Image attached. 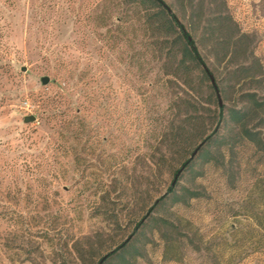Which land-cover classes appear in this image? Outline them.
<instances>
[{"label": "rangeland", "instance_id": "obj_1", "mask_svg": "<svg viewBox=\"0 0 264 264\" xmlns=\"http://www.w3.org/2000/svg\"><path fill=\"white\" fill-rule=\"evenodd\" d=\"M166 1L218 91L125 0H0V264H264V0Z\"/></svg>", "mask_w": 264, "mask_h": 264}, {"label": "trees", "instance_id": "obj_2", "mask_svg": "<svg viewBox=\"0 0 264 264\" xmlns=\"http://www.w3.org/2000/svg\"><path fill=\"white\" fill-rule=\"evenodd\" d=\"M127 3L132 4L134 6L137 13L142 12L141 14V26L145 30H152V32L155 34L157 40H159V43L162 47H164L165 43L168 44L170 52L173 53L172 56L174 58H177L178 56V50L180 51L181 57L178 61V65H184V66H192L196 65L200 67L203 75L209 79V76H211V72L208 69L206 62L204 61V58L202 57V54L199 51V48L196 44L195 38L193 36L192 31H190L186 25L180 20L178 14L174 11L172 5L168 3L166 0H125ZM225 16L220 15V17L217 18H224ZM119 21H122V18L117 17ZM109 39V37H108ZM178 48V50L176 49ZM257 105L260 103L258 101H254ZM219 106V117L224 115V105H220V101L218 102ZM231 116L235 120L236 123L241 124L243 128V133L245 136H247L249 139L254 141L257 145H259L261 148L264 149V142L259 137V134L257 131H253L249 129L245 124L246 119V113L242 111L241 109L234 108L231 109ZM197 118V117H196ZM191 119V118H190ZM192 120H196L191 119ZM188 125L190 123L184 122V128H188ZM218 136L216 135H209L207 137V140H211L214 142L217 140ZM202 147V143L196 149L193 151L191 157L187 159L183 165L188 166L193 158L197 155V153L200 151ZM211 154L210 149H201L200 155H203L205 158L210 160L209 156ZM181 169H178L176 171V178L179 175ZM175 180L173 181L175 183ZM168 193H173V197L176 201H186L189 198H195L200 196L199 191L192 190V189H185V195L181 197L179 193L174 189V184L172 183L169 188L168 192L163 195L158 202L163 200ZM140 225V222L138 223ZM128 247V242L122 243L120 246H118L116 249H114L112 252H110L107 256H104L102 259L105 261L109 256L112 254L118 252V250L125 249ZM101 259V260H102ZM100 260V261H101ZM102 261V263H103ZM98 263V264H102Z\"/></svg>", "mask_w": 264, "mask_h": 264}, {"label": "water", "instance_id": "obj_3", "mask_svg": "<svg viewBox=\"0 0 264 264\" xmlns=\"http://www.w3.org/2000/svg\"><path fill=\"white\" fill-rule=\"evenodd\" d=\"M23 70H26V67H24ZM49 81H50V77L49 76H45L43 78V82L44 83H48ZM211 81L215 85V88L217 89L216 80H215V77L213 75H211ZM217 91H218V89H217ZM218 94H219V92H218ZM219 101H220V103H222L221 99ZM35 119H36L35 115H30V116L26 117V121H32V120H35ZM173 184H174V182H173ZM102 261H103V259L100 261V263H102Z\"/></svg>", "mask_w": 264, "mask_h": 264}]
</instances>
